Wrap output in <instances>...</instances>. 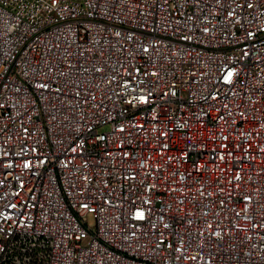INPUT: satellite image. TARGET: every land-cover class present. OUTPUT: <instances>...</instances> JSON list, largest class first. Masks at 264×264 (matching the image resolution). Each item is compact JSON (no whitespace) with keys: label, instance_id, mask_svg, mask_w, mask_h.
<instances>
[{"label":"built area","instance_id":"2783aa9c","mask_svg":"<svg viewBox=\"0 0 264 264\" xmlns=\"http://www.w3.org/2000/svg\"><path fill=\"white\" fill-rule=\"evenodd\" d=\"M0 264H264V0H0Z\"/></svg>","mask_w":264,"mask_h":264}]
</instances>
